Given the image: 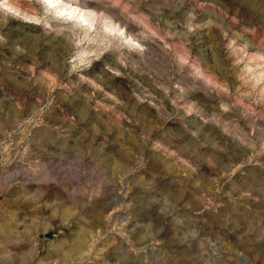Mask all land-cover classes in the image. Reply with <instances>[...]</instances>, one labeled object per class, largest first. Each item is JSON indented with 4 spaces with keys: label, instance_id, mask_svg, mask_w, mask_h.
<instances>
[{
    "label": "rangeland",
    "instance_id": "1",
    "mask_svg": "<svg viewBox=\"0 0 264 264\" xmlns=\"http://www.w3.org/2000/svg\"><path fill=\"white\" fill-rule=\"evenodd\" d=\"M88 1L0 0V264H264V0Z\"/></svg>",
    "mask_w": 264,
    "mask_h": 264
},
{
    "label": "bare ground",
    "instance_id": "2",
    "mask_svg": "<svg viewBox=\"0 0 264 264\" xmlns=\"http://www.w3.org/2000/svg\"><path fill=\"white\" fill-rule=\"evenodd\" d=\"M45 3H47L46 5L51 6V7H55L56 11L58 12H63L66 13L68 16H71L73 18V16H75L77 18L78 21H80L81 23H86L89 26H92L93 23L96 21V17H95V13L90 11L88 9V7L90 6V1L88 0H81L79 5H75L71 2V0H44ZM4 6L8 7V4H3ZM11 10H13L14 13H18V14H23L24 11H22L21 7H9ZM87 9V10H86ZM65 14V15H66ZM26 18V17H25ZM75 18V19H76ZM51 21H53V25L55 26H61V23H59L58 21H55L51 19ZM63 25V23H62ZM83 25V24H81ZM107 28H109L111 31L112 30H121V29H129L130 27H127L125 25L122 26V28L118 25L116 26L113 22H111L110 24H105ZM132 25V24H131ZM54 26V27H55ZM130 26V25H128ZM127 27V29H126ZM132 29H129V31ZM132 31H130L131 33ZM130 33H126L127 37H131ZM122 36V35H121ZM130 39V40H129ZM128 40L130 42H133L131 38H129ZM131 45V44H130ZM130 47V46H128Z\"/></svg>",
    "mask_w": 264,
    "mask_h": 264
}]
</instances>
